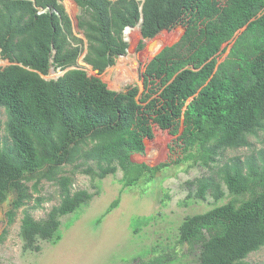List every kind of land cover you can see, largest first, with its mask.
Listing matches in <instances>:
<instances>
[{"label":"trees","instance_id":"trees-1","mask_svg":"<svg viewBox=\"0 0 264 264\" xmlns=\"http://www.w3.org/2000/svg\"><path fill=\"white\" fill-rule=\"evenodd\" d=\"M73 1L86 47L60 0H0V54L9 62L0 67V113L3 108L6 115L0 205L9 202L7 226L43 180L55 182L59 205L41 220L25 211L20 237L26 251H40V241L57 244L63 237L61 218L94 197L88 190L74 191V176L63 167L86 166L83 172L92 179L121 169L123 187L133 186L169 165L128 159L145 153V140L157 124L183 147L177 165L215 168V174L188 181L187 199L210 196L219 202L226 196L224 187L234 197L182 220L178 242L200 247L192 264H251L249 254L264 246V153L222 163L219 158L227 149L251 146L249 137L264 131V0ZM190 8L201 20L148 61L143 89H109L100 75L127 53L124 30L143 19L141 50L144 40L178 26ZM84 51L83 61L96 76L77 66ZM52 67L68 70L45 79ZM148 157L157 159V151L151 149ZM118 203L119 198L98 223ZM152 219L135 217L131 226L138 232Z\"/></svg>","mask_w":264,"mask_h":264},{"label":"rangeland","instance_id":"rangeland-1","mask_svg":"<svg viewBox=\"0 0 264 264\" xmlns=\"http://www.w3.org/2000/svg\"><path fill=\"white\" fill-rule=\"evenodd\" d=\"M60 1L72 20L75 35L83 40L86 47L84 34L78 27L79 7L73 0ZM200 20L201 16L195 9H188L178 26H171L169 33L165 30L153 39L144 40V48L141 50L137 49L142 39L139 26L128 29L124 35L129 44L127 53L117 57L114 65L108 67L100 78L114 91H123L130 85H138L142 90L141 74L148 61L164 46L175 43L187 25ZM85 53L86 51L78 59L77 66L84 69L88 76H96V71L83 61ZM8 64L9 62L0 54V67ZM51 69L45 79L55 80L65 72ZM5 120L6 115L1 108L0 137L4 135ZM152 127L153 136L145 140V153H132L128 159L131 163H144L149 166L160 163L169 165L154 176L144 175L133 186L123 187L121 169L103 179H92L83 172L86 166L63 167L67 174L74 176V191L88 190L94 197L75 213L61 218L63 237L57 244L40 241V251H26L20 237L21 219L25 211L35 219L41 220L47 217L53 207L59 205L61 193L55 182L43 180L39 191L33 192L32 200L18 211L15 222L9 227L6 218L9 202L0 205V236L6 229L8 230L5 240L0 242V264L195 263L200 252L199 245L190 246L178 242L182 220L188 215L203 213L217 204L226 203L234 197L224 187L226 196L219 202H215L210 196L206 200L187 199L188 181L215 174V168L190 165L188 162L177 165L175 163L177 158L182 157L181 143L167 130L160 129L157 124H153ZM249 141L251 143L249 147L227 149L222 152L220 162L235 156L244 159L253 153H264V131H259L258 136H250ZM151 149L157 151V159L148 157V151ZM88 166L98 170L94 162H90ZM32 185V182L29 183V186ZM118 198L117 207L98 223V219ZM38 199H41L40 205H37ZM142 216H153V219L135 232L131 226L132 220ZM72 220L73 224L67 228L66 225ZM247 261L251 264H264V246L250 253Z\"/></svg>","mask_w":264,"mask_h":264},{"label":"water","instance_id":"water-1","mask_svg":"<svg viewBox=\"0 0 264 264\" xmlns=\"http://www.w3.org/2000/svg\"><path fill=\"white\" fill-rule=\"evenodd\" d=\"M142 20H143V19L141 18V20L139 21V25L141 24ZM139 25H138V26H139ZM139 28H140V27H139ZM128 29H130V28L128 27V28H126V29L124 30V35H126V33H127ZM125 40L127 41V39H126V38H125ZM72 68H73V67H72ZM51 70L53 71V70H55V69H54V68H52ZM58 70H60V69H58ZM67 70H68V69H67ZM67 70H65V72H66ZM65 72H64V73H65ZM63 75H64V74H63ZM58 78H59V77H58Z\"/></svg>","mask_w":264,"mask_h":264},{"label":"bare ground","instance_id":"bare-ground-1","mask_svg":"<svg viewBox=\"0 0 264 264\" xmlns=\"http://www.w3.org/2000/svg\"><path fill=\"white\" fill-rule=\"evenodd\" d=\"M72 2V1H71ZM121 62V61H120ZM123 62V61H122ZM124 63V62H123ZM119 64V63H118ZM123 65V64H122ZM122 70V69H121ZM126 81H127V79H126Z\"/></svg>","mask_w":264,"mask_h":264}]
</instances>
